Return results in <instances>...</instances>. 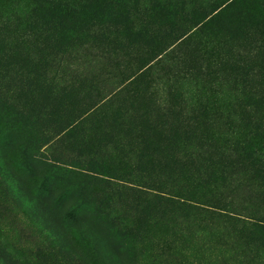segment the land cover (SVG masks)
<instances>
[{
	"label": "rangeland",
	"instance_id": "374dc122",
	"mask_svg": "<svg viewBox=\"0 0 264 264\" xmlns=\"http://www.w3.org/2000/svg\"><path fill=\"white\" fill-rule=\"evenodd\" d=\"M91 1H78L89 8L87 23L70 45L57 36V16L47 18L54 26L43 25L44 14L31 11L34 0H0V257L7 264H57L47 247L33 249L41 247L39 222L86 264H264L256 242L236 237L226 244L217 222L177 209L183 194L196 192L214 203L264 209L258 194L236 200L233 188L199 186L192 173L211 162L175 156L183 147L168 135L184 105L167 97L174 78L159 58L167 52L171 63L197 69L243 42L230 26L200 28L225 0H135L141 20L133 36L108 25L103 10L95 18ZM160 2L177 13L147 22L142 8ZM252 13L240 3L223 17H237L243 31ZM243 48L263 64L261 46ZM217 72L199 76L206 111L237 116L239 103L227 93L233 76L218 94L208 89L211 79L226 80L228 72ZM185 100L195 103L187 94ZM226 116L199 123L231 126ZM142 191L164 201L142 198Z\"/></svg>",
	"mask_w": 264,
	"mask_h": 264
},
{
	"label": "trees",
	"instance_id": "16d2710c",
	"mask_svg": "<svg viewBox=\"0 0 264 264\" xmlns=\"http://www.w3.org/2000/svg\"><path fill=\"white\" fill-rule=\"evenodd\" d=\"M79 0H34L31 11H40L44 14L46 22L43 25H52V22L47 20L49 14L58 17L56 24V31L59 40H64L70 45H75V40L78 38L79 27L87 23L84 19V13L88 14V7L82 6ZM91 3V0H86ZM217 1V0H214ZM223 1V6L210 17L206 22L200 25V28L210 25L217 26L219 29L223 25L230 26L240 34L243 42L236 45L231 52L217 58H208L211 61L203 64L201 68H194L191 65L183 66L181 64L171 63L173 56L169 53L162 55L159 58L161 66H167L168 70L172 72L173 80L170 86L167 87L166 95L172 99L179 98L183 102V112L181 113L182 121L178 126H174L168 132L169 139L173 136L181 142L183 149L178 150L175 156L186 155L190 158H203L211 164L207 167L200 166L193 171V175L198 177L199 186H206L208 188H233L231 196L236 200L251 197L258 194L264 197V62L259 65L256 63L255 50L244 52V45L248 47L250 44L256 46L258 44L264 50V0H229ZM97 4H92L91 9L94 8L93 16L103 10V16L107 17L108 25L114 29L124 28L129 36L139 34L140 18L139 1L135 0H95ZM87 3V4H88ZM181 4L182 1H177ZM240 3L248 5L253 13L248 19L250 25L246 26L243 31L240 29L242 23H238V19L232 18L231 21L224 18L223 15L231 11ZM27 9V7H25ZM24 9H19L20 14H23ZM83 13V15H82ZM142 13L145 14L146 21L152 20L166 22L171 19L167 11V5L164 2L158 4H150L142 8ZM106 14V15H105ZM222 19H219L220 17ZM96 18V17H95ZM215 18V19H214ZM214 19V21H213ZM218 19V20H217ZM217 20V21H216ZM18 21V20H17ZM96 21V20H95ZM230 21V22H229ZM199 28V27H198ZM57 38V40H58ZM216 52V51H215ZM218 52V51H217ZM171 53V51H170ZM160 66V65H159ZM160 66V67H161ZM228 72L226 80L209 81L208 89L218 94L224 83L233 76L232 90L227 88L229 94V101H237L239 103V111L237 116H232L231 112L217 113L206 111L208 99L204 98L207 91L203 90V85L200 84L199 76L210 75ZM169 80V79H167ZM178 85L176 86V84ZM175 85V87H173ZM191 87L188 91L186 87ZM186 94L194 99V105L186 103ZM176 97V98H173ZM188 99V98H187ZM178 100V101H179ZM190 101V100H189ZM192 101V100H191ZM181 102V103H182ZM212 103H214L212 101ZM231 126H205L199 123L201 119H207L212 116V119L219 120L222 116ZM1 120V117H0ZM148 131H153V128H148ZM171 133V134H170ZM162 193L164 191H161ZM215 193L218 190L214 191ZM195 193V192H194ZM191 196L190 193L183 194L180 197L183 201H179L178 210L190 209L192 216L196 219L205 222H217L219 224V233L226 244L231 243L236 237L248 238L251 243L256 242L257 252L264 254V209L255 207L251 204L241 206L231 202H221L223 200L217 198L218 202H211L208 193L196 192ZM155 197L154 201L160 203L164 201L162 195L148 194L142 191V198ZM203 199L207 197L208 203L202 205H188L185 201H195L191 199ZM212 197L214 195L212 194ZM210 201V202H209ZM27 218L31 220V215L26 214ZM33 217V216H32ZM34 218V217H33ZM35 220V218H34ZM41 229V238L39 243L41 247H35L36 250H42V247H47L48 250L53 251L54 257L57 259V264H86L78 261L76 257L68 251L67 245L64 244L59 236H55L50 230H47L44 225L35 222ZM34 224V223H33ZM231 234H226L228 227ZM20 229V227L16 228ZM234 236H233V235ZM25 241L28 244L34 245L33 239L27 238ZM224 249H227L225 246ZM32 250V251H34ZM241 250H243L241 248ZM34 259V258H33ZM0 264H7L5 260L0 257ZM34 264H48L43 260H36Z\"/></svg>",
	"mask_w": 264,
	"mask_h": 264
}]
</instances>
